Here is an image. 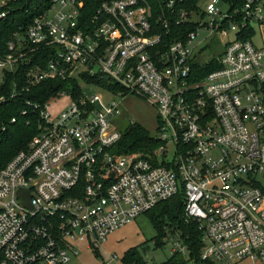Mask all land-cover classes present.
<instances>
[{
	"label": "built area",
	"instance_id": "2783aa9c",
	"mask_svg": "<svg viewBox=\"0 0 264 264\" xmlns=\"http://www.w3.org/2000/svg\"><path fill=\"white\" fill-rule=\"evenodd\" d=\"M219 2L188 11L179 8L186 0H50L12 34L0 82L38 53L48 61L29 69L21 89L64 86L43 105L25 103L38 132L0 169V264H69L180 193L202 261L264 264V0L223 2L224 11ZM186 23L184 37L173 33ZM214 37L227 38L223 52L197 62ZM212 59L218 67L196 79L193 66ZM95 88L111 101L90 96ZM127 95L156 110L145 152H118L122 134L110 120ZM63 97L51 116L49 103Z\"/></svg>",
	"mask_w": 264,
	"mask_h": 264
},
{
	"label": "trees",
	"instance_id": "16d2710c",
	"mask_svg": "<svg viewBox=\"0 0 264 264\" xmlns=\"http://www.w3.org/2000/svg\"><path fill=\"white\" fill-rule=\"evenodd\" d=\"M221 1L228 3L231 9L238 8L241 4V0ZM49 2L50 0H9L6 8H0V13L3 10L8 13L5 18L0 19V49H5V43L14 32H23L24 30L21 27L31 22L34 16L48 6ZM198 2L199 0H186L184 6H179V8L188 11L197 10V8L199 9L197 7ZM192 28L191 23L171 26L173 33L178 32L180 37L181 35L184 37ZM37 56L38 53L35 54L33 62L29 65H20L12 74L5 73L4 81L0 82V98H5L4 101H0V169L13 159L18 152L25 150L38 132L37 112L29 109L25 103L31 102L43 105L60 93L64 86L59 81H46L30 86L27 90L21 89L27 85L25 74L29 69L35 66L43 68L46 61H48L47 56H42L37 62ZM217 67L215 59H212L206 65H194L192 72L197 77L196 79H200ZM14 84L16 85L15 93H17V96L10 99ZM13 119L15 121L11 122ZM121 134V141L118 144L119 153L145 152L146 147L149 146V141L152 140L148 131L137 123L128 124ZM144 215L149 216L155 229L157 236L154 238V242L156 247H161L163 245L162 240L170 234L169 231L163 229L166 225L165 228H171V234L179 235L178 241L182 243L186 250L185 254L174 252L163 264H207L200 257L202 242L197 225L192 222L187 223L182 217V193L164 201ZM94 253L99 256L97 252ZM121 261L122 264H147L136 247L127 251Z\"/></svg>",
	"mask_w": 264,
	"mask_h": 264
},
{
	"label": "rangeland",
	"instance_id": "374dc122",
	"mask_svg": "<svg viewBox=\"0 0 264 264\" xmlns=\"http://www.w3.org/2000/svg\"><path fill=\"white\" fill-rule=\"evenodd\" d=\"M210 0H199L197 7L200 10H204L206 3ZM218 8L220 11L227 10V7L223 2L218 3ZM264 34V32H263ZM230 40L233 39L232 35H229ZM227 41V38L223 39L213 38L209 42L205 54L197 59V62L207 61L210 58L216 57L223 52V43ZM255 44L258 45V39L255 38ZM89 95L98 94L102 97L103 102L108 103L111 101L110 97L106 96L104 93L98 89H89ZM68 99L63 97L59 100L51 101L49 103V112L51 116L60 114L65 108V104ZM121 113L119 116L112 118L116 120L117 128L122 132L130 123H137L144 129L148 131L150 135L155 133L157 127L156 121V110L148 105L145 101L132 96L127 95V97L122 100L121 103ZM156 212V211H154ZM164 225V230L169 231V236L162 240V246L156 247L154 238L157 236L155 229L152 225L151 219L148 215H140L136 217L131 223L117 229L115 232L108 235L105 242H103L97 249V253L93 252L92 249L83 248L78 256L72 257L69 264H105L110 260V256H116V259L110 264H122V257L124 254L132 250V248H137L138 252L143 257L147 264H163L165 261L173 255L174 250L180 251L182 243L178 241V234H171V228ZM236 264H257L252 260H246L241 263Z\"/></svg>",
	"mask_w": 264,
	"mask_h": 264
},
{
	"label": "water",
	"instance_id": "95a60500",
	"mask_svg": "<svg viewBox=\"0 0 264 264\" xmlns=\"http://www.w3.org/2000/svg\"><path fill=\"white\" fill-rule=\"evenodd\" d=\"M17 194L22 199V205L26 206L28 208H31L29 192L27 190H24V189H19Z\"/></svg>",
	"mask_w": 264,
	"mask_h": 264
}]
</instances>
